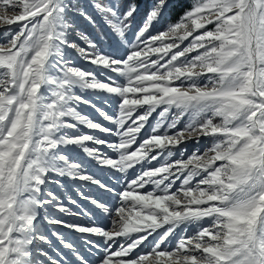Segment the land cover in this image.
<instances>
[{"label":"snow or ice","instance_id":"1","mask_svg":"<svg viewBox=\"0 0 264 264\" xmlns=\"http://www.w3.org/2000/svg\"><path fill=\"white\" fill-rule=\"evenodd\" d=\"M182 7L0 0V264H264V0Z\"/></svg>","mask_w":264,"mask_h":264},{"label":"trees","instance_id":"2","mask_svg":"<svg viewBox=\"0 0 264 264\" xmlns=\"http://www.w3.org/2000/svg\"><path fill=\"white\" fill-rule=\"evenodd\" d=\"M189 0H183V7L180 9H177L176 13L173 14L172 22H174L176 19H178L179 15L184 11L185 8L190 7Z\"/></svg>","mask_w":264,"mask_h":264},{"label":"rangeland","instance_id":"3","mask_svg":"<svg viewBox=\"0 0 264 264\" xmlns=\"http://www.w3.org/2000/svg\"><path fill=\"white\" fill-rule=\"evenodd\" d=\"M8 11H9V14H12V15L16 14V10L15 9L9 8Z\"/></svg>","mask_w":264,"mask_h":264},{"label":"crops","instance_id":"4","mask_svg":"<svg viewBox=\"0 0 264 264\" xmlns=\"http://www.w3.org/2000/svg\"><path fill=\"white\" fill-rule=\"evenodd\" d=\"M193 1V0H192Z\"/></svg>","mask_w":264,"mask_h":264}]
</instances>
